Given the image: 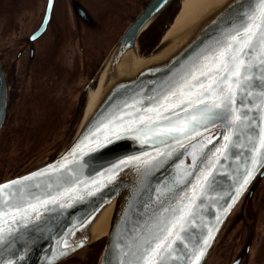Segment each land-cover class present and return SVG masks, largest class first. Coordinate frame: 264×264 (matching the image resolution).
<instances>
[{
    "label": "water",
    "instance_id": "water-1",
    "mask_svg": "<svg viewBox=\"0 0 264 264\" xmlns=\"http://www.w3.org/2000/svg\"><path fill=\"white\" fill-rule=\"evenodd\" d=\"M173 1L151 0L124 31L99 72L98 77L109 68L91 117L56 158L0 183L21 181L11 189L15 193L12 203L21 206L34 202V197L43 200L50 195L67 193L56 203L41 208L39 219L29 217L4 232L0 241V264H58L101 239H105V245L97 264H138L145 240L157 234L159 222L170 218L171 209L181 206L182 197L191 195L199 170L207 168L215 149L224 143L223 134L229 130L225 124L216 121L207 130L201 127V135L190 141L182 140L184 147H181L171 140L163 144L150 139L142 142L145 137L140 133L118 130L109 121L116 117H122L123 121L136 118L139 115L136 108L150 106L149 97L177 81L198 58L217 42H223L257 6V0H225L213 4L209 16L197 17L182 31L162 37L143 57L146 60L143 66L134 69L140 36ZM49 19L48 12L39 31L45 30ZM255 75L259 77L260 71ZM255 83L250 89L254 95L245 98V111L251 109L248 115L254 123L251 128L242 127L238 132L240 139L236 141L243 146H233L219 158L209 185L203 193H198L182 238L174 244L165 264H191L193 253L212 230L210 246L198 262L205 264L225 223L242 201L252 197L264 177V166H261L233 202L237 180L251 155L247 137H255L259 127H264V109L256 107L261 104L264 81L258 79ZM140 100L143 103H136L135 108L126 107ZM8 101L9 87L0 62V131L5 124ZM209 139L212 144L207 143ZM97 142L104 147L97 148ZM202 145H206L203 152L207 159L201 155ZM157 151L164 155L156 156ZM193 151L197 155L195 167ZM133 157L141 159L121 165V161ZM117 165L120 166L117 168ZM113 170L115 179L109 181ZM185 172L193 174L185 176ZM25 177L31 179L24 180ZM112 207L108 233L101 237L100 225ZM65 241L73 250L61 255Z\"/></svg>",
    "mask_w": 264,
    "mask_h": 264
},
{
    "label": "snow or ice",
    "instance_id": "snow-or-ice-1",
    "mask_svg": "<svg viewBox=\"0 0 264 264\" xmlns=\"http://www.w3.org/2000/svg\"><path fill=\"white\" fill-rule=\"evenodd\" d=\"M257 71L261 73L259 77L255 75ZM258 79L264 81V0H257V6L243 18V22L233 28L223 42H217L215 47L198 58L177 81L169 84L156 96L149 97L152 102L150 106L144 109L136 108L139 114L136 118L123 121L122 117H116L109 121V125H115L118 130L140 133L145 137L142 142H148L150 139L156 144H163L171 140L181 147H184L182 140L190 141L200 136L201 127L207 130L209 125L215 126L216 121H221L229 129L223 134L224 143L215 149L213 159L209 161L207 168L199 170V175L192 185L191 195L182 197L181 206L171 209L170 218L159 222L157 234L145 240V247L138 257V264H165L172 255L174 244L182 238L181 233L193 213L198 193L206 190L219 158L224 157L231 147L243 146L236 143L240 139L238 132L242 127L251 128L254 123V121L250 122L251 118L248 115L251 109L245 111L247 107L245 98L254 95L250 89L256 86L255 82ZM260 97L261 104L256 107L264 109V91L260 93ZM136 103L142 104L143 101H135L126 107L135 108ZM127 115L131 116L132 113ZM247 140L251 145V155L245 163L244 172L237 180L238 187L232 197L233 202L238 199L258 168L264 166V127H259L257 135L248 136ZM207 143L212 144V140L209 139ZM96 146L101 148L104 144L97 142ZM204 147L206 145L201 146L200 152L207 159L203 152ZM162 155L164 153L157 151L156 156ZM192 156L195 167L197 162L195 151ZM140 159L133 157L121 161V165L137 162ZM114 173L115 170L108 177L109 181L115 179ZM192 174L184 173L185 176ZM23 179L28 180L31 177ZM20 182L14 180L0 185V241L3 240L4 232L11 230L12 224L33 216L39 219L41 208L56 203L67 194L65 192L50 195L43 200L34 197V202L28 201L23 206L13 204L11 198L15 193L11 189ZM94 183L98 182L94 181ZM184 200H187V203H183ZM165 211L169 210L165 209ZM5 225L8 227L5 228ZM211 239L212 230H209L203 245L193 253L191 264H198L207 247L210 246ZM63 248L61 255H67L73 250L66 241L63 242Z\"/></svg>",
    "mask_w": 264,
    "mask_h": 264
},
{
    "label": "rangeland",
    "instance_id": "rangeland-1",
    "mask_svg": "<svg viewBox=\"0 0 264 264\" xmlns=\"http://www.w3.org/2000/svg\"><path fill=\"white\" fill-rule=\"evenodd\" d=\"M79 1H81L82 4L85 5L91 12L95 19V26L92 28H88L82 24L81 27L78 26L72 16L69 15L70 19L67 16V12L69 13V10L67 11V8L69 7L68 0H58L54 15L55 19L49 30L50 37L53 36V34H59L61 36V38L56 36L60 39V42H58V47H55L54 56L55 53L61 49L58 53L59 58L57 59V57H55L57 62L56 72L51 71V68L48 67L51 55H49L50 53L48 54L45 50L43 51L44 44H42V50L40 52L41 56L37 60L38 63L41 64V68L37 71L38 74L33 72L34 70L32 67L27 78L23 77L22 80L20 77L15 78L19 91L17 92L18 98L14 108V122L13 124H5L0 131V163L5 165L4 171L8 173L7 175L14 172L17 174L20 173L21 175L48 163L46 158L48 154H46V152L49 153L50 145H53L55 141L60 140V153L67 143L74 138L84 115L83 110H85L89 100L90 91L89 89H83V86H85L88 81H92V84L95 83L98 85L99 72L102 65L107 60L109 53L130 23L140 14V12L151 0H119V15L112 16L111 18H106L105 16L100 18L101 11L98 9L95 0ZM23 2L27 3V7L33 6V4H31V0H0V57L2 59V63L5 64H8L11 58V56L7 55L6 52L8 49L7 46H9L6 38L10 35V31L14 28L15 22V20L12 21L9 16H15L11 14V10H19V8L23 6ZM181 3L182 0H174L171 3L172 6H170L173 10L177 9L179 11ZM177 13L173 18H170V15H165L163 17L164 19L162 18L163 20L156 24L154 32L148 33L142 38V47L139 45L138 40L137 49L140 56H146V51L151 48L154 42L159 37L162 39V37L166 35V33L171 29V25L173 24ZM74 30L76 31L71 36L70 33L74 32ZM147 30L145 32H148ZM8 32L9 35H7ZM145 32L143 33L145 34ZM16 56L17 55H15L14 58ZM97 62H101V64L95 69ZM38 63L36 65H38ZM90 72L94 75L91 76L92 79L89 80L88 76L90 75ZM45 82L48 83L47 86L44 85ZM50 82H53L54 84L50 85ZM77 89H81L80 98H83L85 94V105L80 110L75 111L77 119L72 125V130L69 134L65 133L66 131L63 132V128L66 127L60 126L59 134L51 136L50 133L56 126V119L54 118L51 124H47V126L44 125L46 131L43 134L35 133V138H33V141L25 151L21 150L23 148V144H25V138H6V136L12 132V126L16 128L17 123L22 120V109L28 117L40 116L42 111L46 110L48 112H52L53 110L46 106L47 102L53 101L54 98L59 96H63V93L68 90H72L77 94ZM43 92L44 95L47 96L44 99L41 96L43 95ZM71 109L73 110V106H71L70 110ZM21 132L23 134V129ZM41 150H43L41 154L35 153L36 151ZM44 154L46 155L42 157ZM7 157H9V161H6ZM261 181L257 185L252 197L246 198L242 201L235 212L231 215L214 245L215 248L224 241L232 242L236 238H243L246 235H249L247 239L250 240L249 238L250 236L252 237L257 221L260 219L261 215L260 207H255V204H259L264 193V180L262 184ZM254 196L256 201L250 205L249 202ZM240 216L243 218V221L237 226V228H235L230 237H227V233L234 228V225L238 222ZM251 217L256 220V223H252L254 225L253 229L250 231L242 230L241 226L248 223ZM94 243L102 246V250L99 255L100 257L105 245V239ZM88 247L81 250L76 257L84 256ZM214 249H212L213 251L211 250L208 260L211 258Z\"/></svg>",
    "mask_w": 264,
    "mask_h": 264
},
{
    "label": "flooded vegetation",
    "instance_id": "flooded-vegetation-1",
    "mask_svg": "<svg viewBox=\"0 0 264 264\" xmlns=\"http://www.w3.org/2000/svg\"><path fill=\"white\" fill-rule=\"evenodd\" d=\"M31 2H32L31 4H33L34 7L33 6L27 7V3L23 2V6L19 8V10H14V11L11 10V14L15 16H9V18L12 21L15 20L14 28L12 29V31H10V35L9 32L7 33V35L9 36L6 38V41L9 45L7 46L8 49L6 52L7 55L11 56L10 62H8V64L2 63V59L0 57V62L3 67L9 87V101L5 116V124L8 123L13 124L14 122V108L18 98L17 92L19 91L16 85L15 78L20 77L21 80L23 77L27 78V76H29V73L31 72L32 67L34 70L33 72L35 74L36 73L38 74L37 71L39 70V68H41V64H39L37 60L41 56L40 52L42 50V44H44L43 51L45 50L46 52H48V54L50 53L49 55H51L49 58L51 60L48 67L51 68V71L56 72L57 70L56 69L57 62L55 57H57V59L59 58L58 53L61 49H59L57 53H55V56H54V52H55V47L57 48L58 42H60V39L57 38L56 36H59L60 38L61 36L59 34H53V36L50 37L49 30L55 19L54 15L58 0H36V1L31 0ZM95 2L98 9L101 11L100 18H102L103 16H105L106 18L108 17L111 18L112 16L119 15V0H95ZM68 5L69 7L67 8V11L69 10V13L67 12V16L68 18L69 15L72 16L73 20L76 21L78 26L81 27V24L88 28H92L95 26L94 17L92 16L88 8L82 4L81 1L68 0ZM49 6H50V10H49ZM171 6L168 7L157 18V20L147 30L148 32H146L145 34L143 33L140 36L139 45H141V47H142V42H141L142 38L146 36L148 33L154 32V28H156V24H158L164 19L163 17L170 10ZM80 8L82 10H80ZM48 12L50 14V19L46 25V28L45 30L39 31V29L42 27L44 23V20L46 19V15ZM83 13H85V15H83ZM75 31L76 30H74V32H71L70 35L72 36L73 33H75ZM160 39L161 38L159 37L154 42V44L152 43L153 45L151 46L150 49H148V51H146L145 55H147L154 49V47L158 44ZM15 55L17 56L14 58ZM37 63L38 65H36ZM100 64L101 62H97L95 69L98 66H100ZM93 75L94 74L90 72V75L88 76L89 80L92 79L91 76ZM55 78H59V77H55ZM91 82L92 81H88V83L85 86H83V89H89L90 91L93 87L97 85L95 83L92 84ZM52 84L54 83L50 82V85ZM44 85L47 86L48 83L45 82ZM76 92L77 94L72 90H68L67 92L63 93V96H59L57 98H54L53 101L47 102L46 106L48 108L50 107V109L53 111L52 112L50 111L48 112L47 110L42 111L40 116L38 115V116L28 117L25 114V111H23L22 109L23 112L22 120L17 123L16 128L12 126V132H10L6 136V138H25V144H23V148L21 149L22 151H25L33 141V138H35V133L43 134L46 131V128H44L45 125L44 122L46 121L47 124H51L54 118L56 119V126L53 129V131H51L50 133L51 136L59 134L60 126L66 127L63 128V132L66 131L65 133L69 134L72 130L71 129L72 125L75 123L77 119V115L75 111L80 110L85 105V94L83 98H80L81 89L80 90L77 89ZM41 96L43 99L47 97L46 95H44V92L43 95ZM71 106H73V110L72 109L70 110ZM22 129H23V134L21 132ZM59 143L60 140H57L53 145H50L49 153L46 152V154H48L46 157L47 162L54 160L58 155L60 150ZM43 150L36 151L35 153L41 154ZM46 154L42 155V157H44ZM6 161H9V157L6 158ZM0 165L2 164L0 163ZM4 168H5L4 164L0 166V183L9 178L15 177L16 175H20V173L17 174L15 172H14L15 174L14 173L10 174L11 176L7 175L8 173L4 171ZM263 180L264 177L262 178L261 184ZM255 201L256 198L254 196L253 199H251L249 202L250 205L255 203ZM255 207H260L261 215H260V219L257 221L256 228L253 232L252 237L250 236L249 238L250 240L247 239L249 235H246L243 238L238 237L232 242L224 241L216 248L214 247L215 249L213 248L214 252L206 264H264V193L260 199L259 204L258 203L255 204ZM239 218L240 219L234 225V228L227 233V237H230V235L234 232L235 228H237V226L243 221V218H241V216ZM252 223H256V220H254L251 217L248 223H246L244 226H241V229L250 231L254 227ZM101 250H102V246L93 243L88 247V250L86 251V254L84 256L76 257L78 256L77 253L75 256L65 261H62L58 264H96Z\"/></svg>",
    "mask_w": 264,
    "mask_h": 264
},
{
    "label": "bare ground",
    "instance_id": "bare-ground-1",
    "mask_svg": "<svg viewBox=\"0 0 264 264\" xmlns=\"http://www.w3.org/2000/svg\"><path fill=\"white\" fill-rule=\"evenodd\" d=\"M223 1L225 0H182L181 7L173 21V24L171 25V29L166 33L167 34L166 38L169 37L170 35L176 34L179 31H182L188 24L192 23L197 17L209 16L210 15L209 12L213 10L212 5L221 3ZM134 56L136 58L135 59L136 65L134 66V69L136 68L138 69L143 66L146 60L143 59V56H140L138 52H136V55ZM108 69H109L108 67L105 68V70L101 73V75L98 78V85H96L90 90L88 104L86 106L84 115L80 122L79 130L85 125V123L91 117V114L97 102L99 101V98L102 93L103 84L107 77ZM44 124L47 125L46 121L44 122ZM113 208L114 207H112L109 210L107 216L100 225L101 237L106 236V234L108 233L111 217L114 210Z\"/></svg>",
    "mask_w": 264,
    "mask_h": 264
},
{
    "label": "trees",
    "instance_id": "trees-1",
    "mask_svg": "<svg viewBox=\"0 0 264 264\" xmlns=\"http://www.w3.org/2000/svg\"><path fill=\"white\" fill-rule=\"evenodd\" d=\"M177 11H178L177 9L173 10L171 7L170 10L166 13V15H170V18H173L175 16V14L177 13Z\"/></svg>",
    "mask_w": 264,
    "mask_h": 264
}]
</instances>
